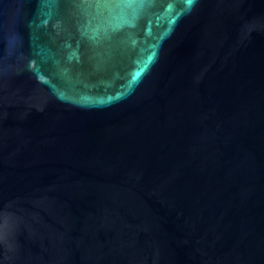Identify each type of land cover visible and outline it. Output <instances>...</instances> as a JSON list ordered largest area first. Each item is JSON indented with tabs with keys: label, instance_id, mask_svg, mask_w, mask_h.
<instances>
[{
	"label": "water",
	"instance_id": "obj_1",
	"mask_svg": "<svg viewBox=\"0 0 264 264\" xmlns=\"http://www.w3.org/2000/svg\"><path fill=\"white\" fill-rule=\"evenodd\" d=\"M0 264H264V0H0Z\"/></svg>",
	"mask_w": 264,
	"mask_h": 264
},
{
	"label": "snow or ice",
	"instance_id": "obj_2",
	"mask_svg": "<svg viewBox=\"0 0 264 264\" xmlns=\"http://www.w3.org/2000/svg\"><path fill=\"white\" fill-rule=\"evenodd\" d=\"M50 3H54L55 0H49ZM137 0H94V3L98 9L107 8L112 11L114 14L117 10L123 9L126 6H131L136 3ZM195 0H187L189 5L193 4ZM114 27L119 26V15H116V23L113 25Z\"/></svg>",
	"mask_w": 264,
	"mask_h": 264
}]
</instances>
